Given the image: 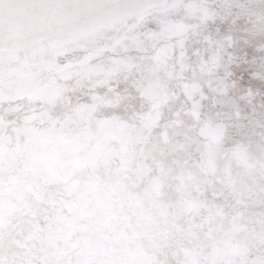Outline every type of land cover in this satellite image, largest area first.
<instances>
[{
    "label": "snow or ice",
    "instance_id": "obj_1",
    "mask_svg": "<svg viewBox=\"0 0 264 264\" xmlns=\"http://www.w3.org/2000/svg\"><path fill=\"white\" fill-rule=\"evenodd\" d=\"M0 264H264V0H0Z\"/></svg>",
    "mask_w": 264,
    "mask_h": 264
}]
</instances>
